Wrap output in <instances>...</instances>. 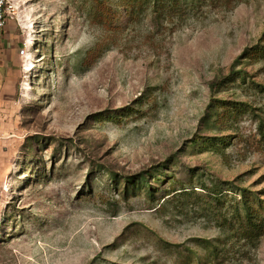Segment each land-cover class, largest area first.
<instances>
[{
	"label": "rangeland",
	"instance_id": "rangeland-1",
	"mask_svg": "<svg viewBox=\"0 0 264 264\" xmlns=\"http://www.w3.org/2000/svg\"><path fill=\"white\" fill-rule=\"evenodd\" d=\"M229 1L11 0L0 264H264L221 223L264 215V0Z\"/></svg>",
	"mask_w": 264,
	"mask_h": 264
},
{
	"label": "trees",
	"instance_id": "trees-1",
	"mask_svg": "<svg viewBox=\"0 0 264 264\" xmlns=\"http://www.w3.org/2000/svg\"><path fill=\"white\" fill-rule=\"evenodd\" d=\"M259 207V203L253 201L246 192L241 191V200L222 213L221 223L224 231H228L232 237L243 240L248 249H256L264 235L263 209L260 210ZM212 255L217 258L216 249L213 250Z\"/></svg>",
	"mask_w": 264,
	"mask_h": 264
},
{
	"label": "built area",
	"instance_id": "built-area-1",
	"mask_svg": "<svg viewBox=\"0 0 264 264\" xmlns=\"http://www.w3.org/2000/svg\"><path fill=\"white\" fill-rule=\"evenodd\" d=\"M13 11L11 0H0V31L5 28L8 17L12 15Z\"/></svg>",
	"mask_w": 264,
	"mask_h": 264
},
{
	"label": "crops",
	"instance_id": "crops-1",
	"mask_svg": "<svg viewBox=\"0 0 264 264\" xmlns=\"http://www.w3.org/2000/svg\"><path fill=\"white\" fill-rule=\"evenodd\" d=\"M4 62H0V66L3 65Z\"/></svg>",
	"mask_w": 264,
	"mask_h": 264
}]
</instances>
